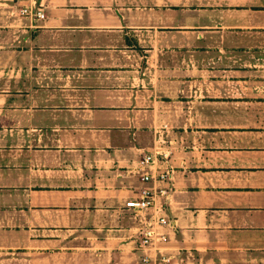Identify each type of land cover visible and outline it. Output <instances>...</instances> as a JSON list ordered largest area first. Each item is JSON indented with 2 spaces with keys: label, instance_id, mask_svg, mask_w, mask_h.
Listing matches in <instances>:
<instances>
[{
  "label": "crops",
  "instance_id": "obj_1",
  "mask_svg": "<svg viewBox=\"0 0 264 264\" xmlns=\"http://www.w3.org/2000/svg\"><path fill=\"white\" fill-rule=\"evenodd\" d=\"M38 1L0 45V264H139L156 153L176 263L264 264V0Z\"/></svg>",
  "mask_w": 264,
  "mask_h": 264
},
{
  "label": "built area",
  "instance_id": "obj_2",
  "mask_svg": "<svg viewBox=\"0 0 264 264\" xmlns=\"http://www.w3.org/2000/svg\"><path fill=\"white\" fill-rule=\"evenodd\" d=\"M12 1L20 17L28 18L30 21L45 17L41 1ZM158 155L159 153L146 154L140 158L139 177L144 186L139 189L136 197L129 198L125 202V206L138 217L139 221L134 247L138 252L139 264H177L175 256L168 253L166 248L169 242L167 229L172 226L165 214V202L162 200L168 195V187L165 184L171 180V176L167 171L157 173L149 171L152 170ZM145 167L149 170L141 169Z\"/></svg>",
  "mask_w": 264,
  "mask_h": 264
},
{
  "label": "rangeland",
  "instance_id": "obj_3",
  "mask_svg": "<svg viewBox=\"0 0 264 264\" xmlns=\"http://www.w3.org/2000/svg\"><path fill=\"white\" fill-rule=\"evenodd\" d=\"M10 3H14V1H12V0H0V45H1L2 41L4 43L8 42L10 40V36L13 34V31H12L13 29L9 26V24H10V20H12V18L15 15L14 11H16L17 7L14 6V4H13V7H9ZM7 45H9V43ZM216 65H218V64L217 63H211V61H209V60L206 63L201 62V64H200L201 67H207V66L208 67L209 66H215L216 67ZM207 79H208V73L204 74L203 76H200V74H198V75H195V77H194V81L197 85L199 83L205 82V80H207ZM199 88H202V87H199ZM201 93H202L201 90H199V94H201ZM261 93L263 94L264 91ZM261 110H262V108H261ZM260 126H264V124H260Z\"/></svg>",
  "mask_w": 264,
  "mask_h": 264
}]
</instances>
